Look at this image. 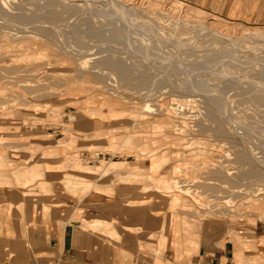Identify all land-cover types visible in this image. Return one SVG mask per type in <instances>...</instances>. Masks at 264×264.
I'll return each instance as SVG.
<instances>
[{"label": "rangeland", "instance_id": "374dc122", "mask_svg": "<svg viewBox=\"0 0 264 264\" xmlns=\"http://www.w3.org/2000/svg\"><path fill=\"white\" fill-rule=\"evenodd\" d=\"M45 1L0 0V167L41 164L55 144L71 152L80 118L116 146L80 161L68 156V166L109 169L135 143L157 153L161 166L172 160V195L221 218L230 236L264 224V24L242 17L255 0H239L243 14L234 15L199 1L180 0L187 5L174 12L170 1L178 0H122L150 25L134 29L102 3L88 4L90 13L66 8L79 0L40 11ZM224 3L230 11L233 0ZM17 6L42 18L18 23ZM55 12L56 22L43 17ZM211 27L240 37L210 42ZM247 30L260 35L241 36ZM119 60L132 66L128 81L109 64ZM141 74L154 83L143 85Z\"/></svg>", "mask_w": 264, "mask_h": 264}, {"label": "crops", "instance_id": "0c3cea01", "mask_svg": "<svg viewBox=\"0 0 264 264\" xmlns=\"http://www.w3.org/2000/svg\"><path fill=\"white\" fill-rule=\"evenodd\" d=\"M191 1L243 14L239 0L230 11L224 0ZM248 6L242 17L264 24V0ZM83 121L71 152L55 144L41 164L0 167V264H264V224L227 234L221 218L172 195V160L161 166L157 153L130 143L109 169L68 166V156L80 161L116 146Z\"/></svg>", "mask_w": 264, "mask_h": 264}, {"label": "bare ground", "instance_id": "6f19581e", "mask_svg": "<svg viewBox=\"0 0 264 264\" xmlns=\"http://www.w3.org/2000/svg\"><path fill=\"white\" fill-rule=\"evenodd\" d=\"M59 1L60 0H46L44 3H43V5H41L40 7H39V9H40V11L42 10V9H44V8H48V7H56V6H58L57 4H59ZM89 2H87L86 0H85V2L83 1V0H79V2H74L75 4L73 5V6H71L72 4H70V5H66V8H68V7H71L72 9V11H75V12H77L78 10H79V8H83V11L85 10V8H87L88 9V13H90V10H89V5L90 4H93L92 6H94V4H98V3H102L104 6H105V10H107L108 12H109V10H111V9H114V11H115V13L117 14V15H120V16H123L124 17V23H126V26H130L131 27V29H134V28H136V27H138V25L140 24V27L141 26H144L145 28L147 27V26H150V25H148V24H146V23H143V22H141L142 20H140V18H139V15H141V16H143V17H145L137 8H135V7H132V6H127L126 4H127V2L126 1H122V0H102V1H98V0H92V1H94V2H92V1H90V0H88ZM61 2V1H60ZM170 3H171V6H172V9H173V11L174 12H179L180 10H182V9H184V5L186 6L187 4H185L183 1H180V0H178L176 3H172V1H170ZM89 4V5H88ZM61 5H62V3H61ZM63 7H65L64 5H62ZM61 6V7H62ZM91 6V5H90ZM98 6V5H97ZM96 6V7H97ZM188 6H190V5H188ZM187 6V7H188ZM186 8V7H185ZM50 9V8H49ZM101 9H104V8H101ZM187 9V8H186ZM99 10V9H98ZM106 11V12H107ZM186 11V10H185ZM173 12V13H174ZM17 18H18V20L20 21H18V23H21V24H30V23H32V22H34L35 20H37L38 18H42V16H40V14H35V15H32L33 17H30V16H26L25 15V13H23V9H22V7L21 6H17ZM48 13H50V12H48ZM186 13V12H185ZM187 13H188V11H187ZM43 14V13H42ZM57 14L58 13H53V15H50V16H45L44 14V16L43 17H46V18H51L53 21H51V22H56V20H57ZM111 14V13H110ZM113 14V13H112ZM77 15H78V13H77ZM161 15H163V14H161ZM112 16H115L114 14L112 15ZM140 16V17H141ZM116 17V16H115ZM163 17H166V15H163ZM117 18V17H116ZM129 18V19H128ZM60 19V18H59ZM118 19V18H117ZM61 20V19H60ZM119 20V19H118ZM117 20V21H118ZM126 20H127V22H126ZM121 21V20H120ZM204 21V20H203ZM202 21V22H203ZM123 22V21H122ZM197 22V21H196ZM199 22V21H198ZM197 22V23H198ZM205 23V22H204ZM200 23H198V26H200L199 25ZM202 24V23H201ZM206 24V23H205ZM205 24H203L202 26L204 27L205 26ZM125 25V24H124ZM193 25H196V24H193ZM192 25V26H193ZM197 26V25H196ZM195 26V27H196ZM206 26L207 27H204L205 29L206 28H208L209 26L206 24ZM119 27V26H118ZM139 28V27H138ZM197 28H199V27H197ZM200 29H201V27H200ZM42 30V29H41ZM195 30V29H194ZM194 30H192V31H194ZM196 31V30H195ZM197 31H199V30H197ZM92 32H93V34H95L96 35V31H93L92 30ZM48 33V32H47ZM146 33V32H145ZM209 33V34H208ZM208 33H205V35L206 34H208V35H206V36H211V37H209V39L208 40H210V38H211V41L210 42H213L214 40H213V38L216 40V39H219V38H228V36L229 35H231V34H229V33H227V32H224V31H220V30H217L216 28L215 29H213L212 27L209 29V32ZM250 34V33H252V35H260V33L258 32V31H250V30H247V31H245L244 33H241V36H243V35H246V34ZM259 33V34H258ZM157 35V37H158V34H155V36ZM160 35V34H159ZM263 34H261V36H262ZM99 36V35H98ZM264 36V35H263ZM141 37V36H140ZM229 37H231V38H229L230 40H233V41H235V39H239V37H233V36H229ZM101 38V37H100ZM114 37L111 35V39H113ZM142 39V38H141ZM143 40V39H142ZM219 40H221V39H219ZM146 41H148V40H146ZM205 41V40H204ZM221 42H224L223 40H221ZM144 43H145V41H144ZM214 43V42H213ZM189 51V50H188ZM171 53V52H170ZM172 54V53H171ZM173 54H175V53H173ZM177 54V53H176ZM181 55H183L182 53H181ZM173 56H175V55H173ZM186 56V55H185ZM190 56V55H189ZM125 58V57H124ZM102 62H103V64L105 65L106 63H108V61L106 60V59H102L101 60ZM109 64H111V66L114 68V69H116L117 71H120V72H122L123 73V77L128 81L129 80V78H131V74H129L130 73V70L132 69V66L131 65H129V64H127L126 62H123L122 60H119V61H116V62H110ZM133 68H135V67H133ZM138 77L142 80V84L143 85H150V84H152V83H154L153 81H151V79H149L148 78V76H146V75H144V74H141V75H138ZM238 159L239 160H241V161H244V162H248L249 161V158H248V156L247 155H244V154H242V153H239V157H238Z\"/></svg>", "mask_w": 264, "mask_h": 264}]
</instances>
